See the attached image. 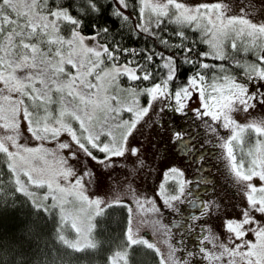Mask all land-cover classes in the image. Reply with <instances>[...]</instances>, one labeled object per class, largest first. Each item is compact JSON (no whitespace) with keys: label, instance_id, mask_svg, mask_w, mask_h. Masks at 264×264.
<instances>
[{"label":"snow or ice","instance_id":"obj_1","mask_svg":"<svg viewBox=\"0 0 264 264\" xmlns=\"http://www.w3.org/2000/svg\"><path fill=\"white\" fill-rule=\"evenodd\" d=\"M8 119L35 141L13 148L69 175L131 173L174 264H264V0H0ZM213 160L243 194L231 211Z\"/></svg>","mask_w":264,"mask_h":264},{"label":"rangeland","instance_id":"obj_2","mask_svg":"<svg viewBox=\"0 0 264 264\" xmlns=\"http://www.w3.org/2000/svg\"><path fill=\"white\" fill-rule=\"evenodd\" d=\"M235 115L242 122L247 119V114L244 112ZM7 125L9 126L8 131L0 128V149L7 154L13 176L5 178L3 184L0 181V191H5V186L9 188L16 185L18 189L27 194L35 206L47 211H55L61 221L62 241L75 249L94 246L96 244L94 235L96 215L109 204H125L127 200L130 204L127 229L130 242L159 250L169 264H174L166 237L154 223V214L146 212L140 206L141 194L145 189L138 181L132 179L131 173L124 168H116L111 170L107 176L100 173L93 175L90 168L81 176L83 165L80 161H70L71 174L69 175V169L59 163V157L55 161L49 157L45 162L34 152H26L22 147L13 148V143L17 141L21 145L32 144L35 141L18 121L8 119ZM167 147L170 156L174 158L177 155V145L169 144ZM132 161V156H128L124 161L128 169L133 167ZM213 163L215 168L212 176L216 181L214 190L230 202L229 211H231V205L238 207L241 204L243 194L234 184L228 182L223 172L219 170L220 165L214 160ZM177 207L182 210L189 209L188 205L179 202ZM170 216H174L171 211L165 214L166 223L169 222ZM204 223L211 225L221 238L227 235L220 220H207ZM173 231L176 230L173 229ZM190 232H196L199 235L198 229ZM189 241L190 239L186 237L185 246L188 249L192 247ZM125 252V250L115 251L111 255L112 263H119L124 259Z\"/></svg>","mask_w":264,"mask_h":264},{"label":"trees","instance_id":"obj_3","mask_svg":"<svg viewBox=\"0 0 264 264\" xmlns=\"http://www.w3.org/2000/svg\"><path fill=\"white\" fill-rule=\"evenodd\" d=\"M12 174L7 154L0 149L1 183ZM4 190L0 191V264H160L156 249L130 242V212L123 203L109 204L96 215L94 246L75 249L62 241L55 211L35 206L16 185ZM119 250L126 251L125 258L112 263L111 255Z\"/></svg>","mask_w":264,"mask_h":264},{"label":"flooded vegetation","instance_id":"obj_4","mask_svg":"<svg viewBox=\"0 0 264 264\" xmlns=\"http://www.w3.org/2000/svg\"><path fill=\"white\" fill-rule=\"evenodd\" d=\"M187 238L190 239L189 244H192V247L188 250H192L193 246L198 245V243H200L199 235L196 232H189L187 234Z\"/></svg>","mask_w":264,"mask_h":264}]
</instances>
